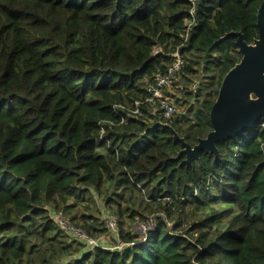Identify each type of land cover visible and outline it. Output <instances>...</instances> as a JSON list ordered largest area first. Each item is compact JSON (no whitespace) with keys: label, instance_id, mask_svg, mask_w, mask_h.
Wrapping results in <instances>:
<instances>
[{"label":"trees","instance_id":"16d2710c","mask_svg":"<svg viewBox=\"0 0 264 264\" xmlns=\"http://www.w3.org/2000/svg\"><path fill=\"white\" fill-rule=\"evenodd\" d=\"M263 1L0 0V264H264V120L189 163L173 134L194 147L213 131L242 59L223 39L253 44ZM178 48L182 80L200 83L184 116L116 109L144 100ZM104 188L116 245L134 244L122 251L91 249L54 219L95 239L76 206ZM126 218L155 228L142 242Z\"/></svg>","mask_w":264,"mask_h":264},{"label":"water","instance_id":"95a60500","mask_svg":"<svg viewBox=\"0 0 264 264\" xmlns=\"http://www.w3.org/2000/svg\"><path fill=\"white\" fill-rule=\"evenodd\" d=\"M257 27L259 38L253 44L246 43L241 32H232L223 39H237L242 59L223 79L209 114L213 131L206 138L199 139L194 147L173 131L175 140L183 146L178 158L186 156V163L199 159L202 151L218 158L219 143L236 138L244 130L253 129L264 118V1L258 10Z\"/></svg>","mask_w":264,"mask_h":264},{"label":"built area","instance_id":"2783aa9c","mask_svg":"<svg viewBox=\"0 0 264 264\" xmlns=\"http://www.w3.org/2000/svg\"><path fill=\"white\" fill-rule=\"evenodd\" d=\"M196 1L197 0H190L193 5H195ZM191 15H193V11L191 12ZM193 23L194 22L192 21L189 24L186 33V40L188 39L189 30ZM180 48H178V50L172 55L174 61L166 72H159L155 74L153 78L145 81L146 96L144 100H138L132 106H116V109L127 112L129 118L136 119H142L145 116V109L149 107H157L156 110L162 112L166 120H172L184 116L185 112H181L178 108L174 91L176 90L181 94H185L187 91L195 93L199 89L200 83L198 81L191 83V88L181 85L180 78L182 79L181 74L185 65V59L180 53ZM262 120H264V118ZM124 123L125 122L123 121L122 124ZM262 127L264 128V123L262 124ZM59 220L61 221L60 225L63 230L68 233H75L80 239L86 242L89 248L93 249L102 245L99 239H92L81 230L75 229L68 222L62 219ZM105 225L109 231L115 232L118 229V219L116 216L111 215L106 219ZM145 227H147L148 230H153L155 228L153 221ZM120 244L116 246L115 250L122 251L127 246L129 248L134 246V244H124L123 248H121L118 247Z\"/></svg>","mask_w":264,"mask_h":264},{"label":"rangeland","instance_id":"374dc122","mask_svg":"<svg viewBox=\"0 0 264 264\" xmlns=\"http://www.w3.org/2000/svg\"><path fill=\"white\" fill-rule=\"evenodd\" d=\"M155 53L156 54L160 53V50L156 49ZM191 59L197 60L198 62L200 61L198 56H192ZM180 83L184 87L191 88V85L185 84L186 81H182L181 78H180ZM174 93L176 95L175 96L176 101H180L179 103L177 102L178 108L180 109L181 112H185L186 108L189 106V104L184 103V102H186L187 99L184 97V94H181L176 90L174 91ZM106 190H107V188H104L103 193L101 195H99L98 193L93 194L89 198V200L86 202L79 201L77 203V206H76V209H77L76 214H79V219H80L81 224H84L83 216H86V217L91 216L92 219L90 221H88L89 225L93 224L94 227L96 228V230H99L101 232V233H98V235H97L98 237H96L95 239H99L102 246H110L111 247L110 249H115L117 246L116 240L118 238V229L115 232H110L106 228V225H105L106 219L108 217H110L112 215V213L114 212L113 209H109L108 207L105 206L104 200L106 198ZM112 192H113V190L110 189V193H112ZM115 206L116 205H114V207ZM133 208L138 210L137 207H133ZM58 217L59 216H54V219L56 220L57 223L59 222V224H60L61 221L58 219ZM125 222L127 223L126 226L128 228L133 227L135 229V233L142 236V242H143L145 240L144 234L148 230V228L145 227L147 224H143V221L139 220V218H136V220H134V221H131L128 218H126ZM118 226H119V224H118ZM81 231H82V229H81ZM82 232L85 233V231H82ZM87 236H89V235H87ZM123 246H124V244L121 243L118 247L123 248Z\"/></svg>","mask_w":264,"mask_h":264}]
</instances>
